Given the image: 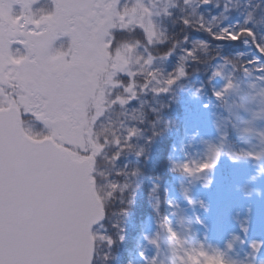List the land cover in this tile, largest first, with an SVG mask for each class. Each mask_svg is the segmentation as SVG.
Wrapping results in <instances>:
<instances>
[{"label":"snow or ice","instance_id":"snow-or-ice-1","mask_svg":"<svg viewBox=\"0 0 264 264\" xmlns=\"http://www.w3.org/2000/svg\"><path fill=\"white\" fill-rule=\"evenodd\" d=\"M229 3L178 0L164 15L180 41L163 38L167 29L151 21L160 13L142 0L13 5L20 23L0 21V264H131L133 255L136 264H165L162 239L167 264H245L231 259L237 246L247 264H264V212L240 211L254 196L264 202V150H248L244 138L264 112L249 119L246 106L234 113L230 104L238 77L264 83V32L251 13L234 25ZM103 7L128 26L106 24L98 45L111 52L138 33L146 55L142 72L115 75L91 137L77 147L64 128L79 110L72 84L82 75L81 25ZM130 8L146 9L152 27L133 25ZM190 37L215 55L199 57ZM222 106L230 127L217 123ZM256 135L264 143V130ZM220 180L230 182L227 198L214 196Z\"/></svg>","mask_w":264,"mask_h":264},{"label":"rangeland","instance_id":"rangeland-1","mask_svg":"<svg viewBox=\"0 0 264 264\" xmlns=\"http://www.w3.org/2000/svg\"><path fill=\"white\" fill-rule=\"evenodd\" d=\"M176 0H142L143 3H148L150 7H153L154 12L160 13L159 16H152L151 21H154L157 29H161V20L165 16V11L171 9ZM23 3L25 0H0V15L5 18L1 21L8 22L13 29L20 22H14L11 17V12L13 11V5L17 3ZM131 4H135L136 0H130ZM223 3V0H221ZM251 5V7H248ZM50 6V0H42L41 7ZM229 7L233 10V14L236 19L233 24L236 23L243 24L246 19L249 18V13L252 14V21L256 24L259 31L264 32V12L260 9H264V0H230ZM130 15V20L133 25L141 24L146 28H151L152 24L149 22V16L147 10L144 9L143 13L137 12L134 8L128 9L124 15ZM76 15L79 17L78 13ZM217 15L218 25H223L226 21L223 17H220L218 13H213ZM103 17V21L96 23L93 26L94 21L99 20ZM90 28L86 29L84 25H81V46L79 53L81 55L82 62V75L73 81L72 87L76 91L78 98V105L80 108L79 112L73 114L72 123L67 124L64 128L67 135L71 136L70 143L76 145L77 147H83L86 143V137L90 138L92 134L91 125L95 122L99 115L103 114L104 104L106 99L110 97L112 88L115 86L114 77L120 71L135 70L137 73L143 71L142 65L144 64V56L146 55L145 48L138 41H125L119 43V46L115 48L114 51H109L112 47L109 43H99L102 41L103 37L107 35L103 32L104 26L106 24H112L115 27H127L123 23V17H119L118 21L115 19V12L113 8L103 7L99 11H93L91 13ZM14 34V33H13ZM36 43V42H35ZM40 46H43V42L37 41ZM64 46H68L70 40L62 41ZM22 51V50H21ZM226 73L231 72L228 68L225 70ZM245 84L239 79L236 80L238 84V90L234 91L232 95L247 101L245 106L249 109L248 118L251 119V113L253 112H264V95H261L262 90H264V83L254 80L252 77H247L244 79ZM255 84L256 87L252 88L251 85ZM255 97V99H253ZM240 102L241 105H244ZM220 108V107H219ZM217 108L215 111L217 113V123L221 126L226 127L227 120H220L219 114L221 110ZM123 119L118 114L112 118V124H116L118 120ZM30 121L25 122V126H30ZM110 125L108 127H98L96 129L97 136H104L110 131ZM253 131L256 134L258 131L264 130V115L254 121ZM247 148L250 151H260L264 150V143H261L260 137H250L248 140ZM260 187V185H259ZM177 191V190H176ZM174 194H176L174 190ZM253 214L254 217L264 212L261 201L257 197H253ZM241 215L246 214V210L242 207L240 209ZM149 234L151 232L149 231ZM142 246H147V242L143 239L139 241ZM163 244V240H162ZM164 246V255L161 259L167 264V245ZM237 253L231 255V259L235 261H245L247 264L246 253L239 249L237 246Z\"/></svg>","mask_w":264,"mask_h":264},{"label":"trees","instance_id":"trees-1","mask_svg":"<svg viewBox=\"0 0 264 264\" xmlns=\"http://www.w3.org/2000/svg\"><path fill=\"white\" fill-rule=\"evenodd\" d=\"M177 3H178V0L175 1V4H177ZM161 29H162V31H164V29H167V31H164V36H163L164 39L169 40V41H172V40L180 41L181 40V33L173 30L171 22L165 16L161 20ZM190 39H191L192 43L195 45V47L198 49L197 54L199 57L204 58V57L209 56V55H215V52L211 48L200 47L199 44L195 43L197 40L200 39V37H190ZM127 40L128 41H133V40L138 41L140 43L139 45H141L143 47L145 44L144 38L142 36H140L138 33L133 34L131 37L124 38L123 40H121V42H125ZM152 50L155 51V49H152ZM233 61L239 63L236 56L233 57ZM202 66H203V59H202L201 67ZM238 78H242V76L238 77ZM240 102H242L241 99L235 97V95H232L231 100H230V104L232 105L234 113L242 111V109L237 107L238 105H241ZM242 103L245 106V103H247V101L244 100ZM220 109H221V114H219L220 120H227L226 121V123H227L226 127H230V125H228V117H229L228 112L226 111V109L223 106L220 107ZM240 127L244 128V127H249V126L244 125V124H240ZM251 128H252V132L245 135V137H244L245 140H248L250 137H256V134L253 131V127H251ZM202 135H203V133H202ZM260 151H262V150H260ZM249 167H250V170H253V171L255 170L254 168H252L251 165H249ZM225 175H227V173H225ZM254 187H259V185H254ZM231 194L232 193L230 190L229 180H220V186H219L218 190L214 193V196H217L220 198H227ZM253 202H254V198H252L251 200L243 201L242 207L244 208V210H246L247 205L253 204ZM261 203H262V206L264 209V202L261 201ZM165 244L166 243H164V241H163V245H165ZM128 259L131 262V264H136V258L134 255L129 257Z\"/></svg>","mask_w":264,"mask_h":264},{"label":"water","instance_id":"water-1","mask_svg":"<svg viewBox=\"0 0 264 264\" xmlns=\"http://www.w3.org/2000/svg\"><path fill=\"white\" fill-rule=\"evenodd\" d=\"M87 17H88V19L86 20V21H84L83 22V24H84V26L86 27V28H89V21H90V19H91V15L90 14H88L87 15ZM78 112H79V110H78ZM71 155L77 160V162L79 163V164H82V165H89V162H90V159L91 158H87V157H79L77 154H75V153H71Z\"/></svg>","mask_w":264,"mask_h":264},{"label":"flooded vegetation","instance_id":"flooded-vegetation-1","mask_svg":"<svg viewBox=\"0 0 264 264\" xmlns=\"http://www.w3.org/2000/svg\"><path fill=\"white\" fill-rule=\"evenodd\" d=\"M19 12H20V8L19 7L13 8V11L11 12V17L10 18H12L14 22H17V23L20 22L19 19L15 18L16 14L19 13ZM78 15H79V13H78ZM79 18L83 19L82 17H79ZM1 19L5 20V18L0 15V21H1ZM36 44L39 45L37 42H36Z\"/></svg>","mask_w":264,"mask_h":264}]
</instances>
